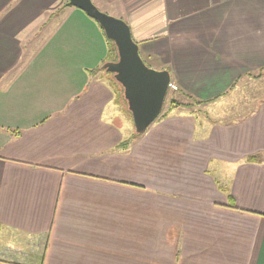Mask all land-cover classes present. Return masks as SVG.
I'll return each instance as SVG.
<instances>
[{
  "label": "crops",
  "instance_id": "obj_1",
  "mask_svg": "<svg viewBox=\"0 0 264 264\" xmlns=\"http://www.w3.org/2000/svg\"><path fill=\"white\" fill-rule=\"evenodd\" d=\"M93 1L182 105L135 135L98 23L0 0V264H264V0Z\"/></svg>",
  "mask_w": 264,
  "mask_h": 264
},
{
  "label": "water",
  "instance_id": "obj_2",
  "mask_svg": "<svg viewBox=\"0 0 264 264\" xmlns=\"http://www.w3.org/2000/svg\"><path fill=\"white\" fill-rule=\"evenodd\" d=\"M66 5L77 7L93 18L113 43L116 58L104 61L101 68L120 84L134 132L141 134L163 108L171 80L169 70L155 69L145 63L129 25L122 18L100 10L92 0H66Z\"/></svg>",
  "mask_w": 264,
  "mask_h": 264
},
{
  "label": "rangeland",
  "instance_id": "obj_3",
  "mask_svg": "<svg viewBox=\"0 0 264 264\" xmlns=\"http://www.w3.org/2000/svg\"><path fill=\"white\" fill-rule=\"evenodd\" d=\"M93 3H96V2L93 1ZM64 4L66 5V0H65ZM96 4L99 7H101V9H103L100 4H98V3H96ZM106 13L112 15L114 12H106ZM139 53L141 54V57L144 58L143 60L145 61V63L148 66L155 68V69H158V68H156L157 63L155 62L154 58L148 59L146 56H144V54H142V52L139 51ZM110 76L113 78L112 74H110ZM113 80H115V79L113 78ZM116 83L118 84L119 89H120V98H123L122 88L118 82H116ZM239 83L240 84L237 87V90L235 89L236 90L234 93L235 99L234 98L231 99L232 100L231 104L236 106L239 103L241 105V108H240V110L242 111L241 114L243 115L246 113L245 111H247L248 109L253 107V105L255 103H257L260 99H262V100L264 99V75L263 76L261 75L259 81L257 80L256 82H254V84H251L249 80L248 81H242ZM171 94L173 96H175L177 93H175L174 90H168L165 101H164V107L165 108L168 104V99L171 96ZM123 100H124V98H123Z\"/></svg>",
  "mask_w": 264,
  "mask_h": 264
},
{
  "label": "trees",
  "instance_id": "obj_4",
  "mask_svg": "<svg viewBox=\"0 0 264 264\" xmlns=\"http://www.w3.org/2000/svg\"><path fill=\"white\" fill-rule=\"evenodd\" d=\"M64 5H65V4H64ZM64 5H63V6H64ZM107 40H108V42H109V44H110V47H111V55H110V57H109V60H113V59L116 58L115 47H114L113 43H112L109 39H107ZM110 74H111V73H110ZM124 102H125V105H126V101H125V100H124ZM180 105H182V103L178 102V101L176 100V98L171 94V96H170L169 99H168L167 108H166L164 111L161 110V112H160L159 115H161V114H165L166 112H168L169 109H172V108L177 107V106H180ZM163 107H164V105H163ZM135 135H139V134H136V133H135ZM256 158H257L256 156H250L248 159L253 160V159H256Z\"/></svg>",
  "mask_w": 264,
  "mask_h": 264
},
{
  "label": "built area",
  "instance_id": "obj_5",
  "mask_svg": "<svg viewBox=\"0 0 264 264\" xmlns=\"http://www.w3.org/2000/svg\"><path fill=\"white\" fill-rule=\"evenodd\" d=\"M168 88H169L170 90H176V89H177V86H176L174 83H172V82L170 81L169 84H168Z\"/></svg>",
  "mask_w": 264,
  "mask_h": 264
}]
</instances>
